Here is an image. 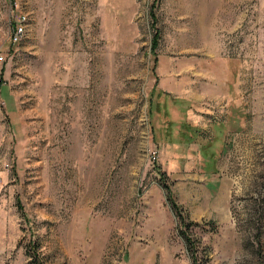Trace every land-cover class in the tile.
<instances>
[{"label":"rangeland","instance_id":"obj_1","mask_svg":"<svg viewBox=\"0 0 264 264\" xmlns=\"http://www.w3.org/2000/svg\"><path fill=\"white\" fill-rule=\"evenodd\" d=\"M0 40V264H264V0H0Z\"/></svg>","mask_w":264,"mask_h":264},{"label":"trees","instance_id":"obj_2","mask_svg":"<svg viewBox=\"0 0 264 264\" xmlns=\"http://www.w3.org/2000/svg\"><path fill=\"white\" fill-rule=\"evenodd\" d=\"M150 15L152 17L151 27L153 29V36H152V40H151L152 41V45H151L152 49L151 50H152V53L155 57V60H157L156 47H157L159 39H160V31H159L158 27L156 26L157 17H156L155 11H154V3L151 5ZM164 187L168 191V189H169L168 185L164 184ZM168 200L171 203V207H172L173 211H175L180 216V214H181L180 210L181 209H180L179 205L176 203V201L172 198L170 193H168ZM181 218H183V217H181ZM187 229H188V227H187ZM185 232H182V234L184 236L186 246L191 253L192 264H201L199 259H198V255L195 251L196 250L195 239H193L190 235L186 234Z\"/></svg>","mask_w":264,"mask_h":264},{"label":"bare ground","instance_id":"obj_3","mask_svg":"<svg viewBox=\"0 0 264 264\" xmlns=\"http://www.w3.org/2000/svg\"><path fill=\"white\" fill-rule=\"evenodd\" d=\"M62 38H63L62 33H59L57 35V38H56V61H57V65H58V70L59 71H62L63 70L64 73H66L67 70L64 68L63 61H64V56L66 54V51H67L66 49L67 48L65 47L64 43L62 42ZM101 63H102V61H101V59H99L97 61V66H98L97 69L100 71V75H98L97 78H96V82L98 84V86L96 87L97 91H99L102 88V86H103V83H102V73H103V69L100 68V66H102ZM84 67H86L85 64H82L81 65V70L78 71V72H75V74H74V77L78 78L79 81H80V83H81L80 84V90L81 91L84 90V84H85L86 80L88 79L87 76H86L85 68ZM71 72H72V68L68 67V73L70 74ZM71 86L74 89V85L72 83H71ZM85 92H87V91H85ZM80 93H82V92H80ZM43 124L44 125L41 127V129H44L45 126L47 125L46 121ZM40 135H41V132H40Z\"/></svg>","mask_w":264,"mask_h":264},{"label":"built area","instance_id":"obj_4","mask_svg":"<svg viewBox=\"0 0 264 264\" xmlns=\"http://www.w3.org/2000/svg\"><path fill=\"white\" fill-rule=\"evenodd\" d=\"M11 31L9 34V43H18L25 33V17L22 15H13V20L11 23ZM5 59V42L0 40V62Z\"/></svg>","mask_w":264,"mask_h":264}]
</instances>
